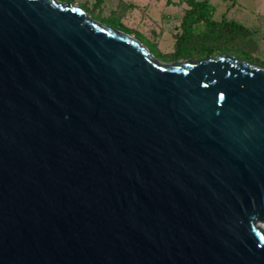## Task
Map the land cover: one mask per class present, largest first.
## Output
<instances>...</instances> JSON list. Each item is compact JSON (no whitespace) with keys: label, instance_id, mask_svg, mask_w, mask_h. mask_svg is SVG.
Wrapping results in <instances>:
<instances>
[{"label":"water","instance_id":"1","mask_svg":"<svg viewBox=\"0 0 264 264\" xmlns=\"http://www.w3.org/2000/svg\"><path fill=\"white\" fill-rule=\"evenodd\" d=\"M0 264H264V68L0 0Z\"/></svg>","mask_w":264,"mask_h":264},{"label":"rangeland","instance_id":"2","mask_svg":"<svg viewBox=\"0 0 264 264\" xmlns=\"http://www.w3.org/2000/svg\"><path fill=\"white\" fill-rule=\"evenodd\" d=\"M57 1L72 3V0ZM210 1L217 6L214 13L217 20L225 16L245 25L258 23L264 27V0ZM95 2L96 0H76L73 4L85 10L90 17L117 31L137 34L138 40L156 60L174 63L165 60L163 54L172 51L173 35L178 30L184 10L187 9L186 4H168V0H105L102 6H96ZM262 44L264 46V36Z\"/></svg>","mask_w":264,"mask_h":264},{"label":"trees","instance_id":"3","mask_svg":"<svg viewBox=\"0 0 264 264\" xmlns=\"http://www.w3.org/2000/svg\"><path fill=\"white\" fill-rule=\"evenodd\" d=\"M75 2L72 0V3ZM104 2L96 0L95 5L102 6ZM171 3L186 4L187 9L173 35L172 51L163 54L165 60H197L228 54L264 68V27L261 24L245 25L225 16L217 20L214 18L217 6L210 0H168V4ZM127 33L139 39L137 34Z\"/></svg>","mask_w":264,"mask_h":264}]
</instances>
